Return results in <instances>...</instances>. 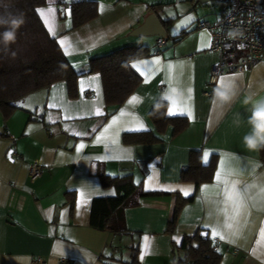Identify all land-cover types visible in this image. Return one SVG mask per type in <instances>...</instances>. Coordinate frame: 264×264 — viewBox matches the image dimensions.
Returning a JSON list of instances; mask_svg holds the SVG:
<instances>
[{"label": "crops", "instance_id": "0c3cea01", "mask_svg": "<svg viewBox=\"0 0 264 264\" xmlns=\"http://www.w3.org/2000/svg\"><path fill=\"white\" fill-rule=\"evenodd\" d=\"M76 1L80 0H44L35 9L44 10L43 17L36 14L45 31L80 74L74 93L70 95L67 83L61 80L23 96L6 116L0 109V264H31L36 257L45 264H131L133 254L139 264H173V249L180 244L174 237L181 242L183 236L200 230L212 238L214 227L225 235L223 240L212 238L221 253L218 264H264V161L260 151L249 152L242 143L249 131L252 106L244 101L249 96L253 101L264 99V62L244 73L222 75L213 90L218 85L232 87L237 97L228 105L213 104V90L210 96L204 91L218 54L208 49L210 33L197 23L214 21L219 11L200 19L198 0H91L96 3V14L73 27L69 12ZM209 3L199 5L208 7ZM48 8L55 11L49 13ZM151 12L158 15L166 32L161 48L155 44L156 36L131 34ZM60 40L65 41L63 46ZM139 45L147 46L151 53L130 62L141 80L107 115L101 75L87 72L89 61ZM157 48L160 51L154 53ZM157 60L159 64L152 63ZM168 65L173 66L171 70ZM173 86L176 93L170 91ZM165 90L180 106L190 95L191 118L167 116L183 117L180 129L167 124L157 131L149 118ZM133 96L137 100L129 104ZM141 123L146 130H128ZM139 132H151L157 140L123 141V134ZM98 136L102 137L99 141ZM81 143L85 147L78 152ZM192 150L199 151L201 163L203 152H210L207 164H214L211 180L196 185L180 179ZM33 162L42 171L31 181ZM217 172L223 179L250 186L253 200L234 229L223 227V196L213 190L222 193L224 187L223 183L217 185ZM99 174L113 178L129 174L151 194L124 209L126 233L98 230L89 223L92 199L117 193L115 184H101ZM205 185L210 190L202 192ZM188 186L192 192L185 197L179 189ZM81 194L87 203L78 209ZM190 196L193 199L180 208L169 228L177 198ZM236 227L239 234L233 235Z\"/></svg>", "mask_w": 264, "mask_h": 264}, {"label": "trees", "instance_id": "16d2710c", "mask_svg": "<svg viewBox=\"0 0 264 264\" xmlns=\"http://www.w3.org/2000/svg\"><path fill=\"white\" fill-rule=\"evenodd\" d=\"M43 3L44 0H0V14H22L25 21L18 31L17 42L11 49L5 52L0 47V109L5 116L16 107L17 100L54 82L65 81L69 94L74 93L75 81L80 74L71 68L58 43L47 34L38 18L35 9ZM95 14L94 1L80 0L70 5L73 27L83 24ZM2 31L0 28V32ZM159 51L157 49L154 53ZM149 54L151 53L147 46H126L90 59L87 72H99L101 75L107 115L125 101L141 80L131 68L130 62ZM163 111L165 109L156 110L154 106L149 111V118L157 131H161L167 124L173 125L175 130L184 125L183 117H165L162 116ZM156 140L157 137L151 132L123 134V141L126 143H149ZM260 158L264 161V151H260ZM213 170V162L203 165L199 151L192 150L187 165L181 171L180 179L193 181L198 185L211 180ZM99 180L103 186L115 184L117 193L92 199L90 225L113 234L126 233L128 230L125 227L124 209L137 205L140 199L151 194L143 191L129 174L117 178L99 174ZM192 199L193 196L177 198L169 228L174 224L180 208ZM173 255V264H218L221 258L217 243L205 231L200 230L183 236L180 244L174 247ZM131 264H139L135 254L132 255Z\"/></svg>", "mask_w": 264, "mask_h": 264}, {"label": "built area", "instance_id": "2783aa9c", "mask_svg": "<svg viewBox=\"0 0 264 264\" xmlns=\"http://www.w3.org/2000/svg\"><path fill=\"white\" fill-rule=\"evenodd\" d=\"M197 27L209 31L211 46L208 49L218 54L217 61L210 68L207 89L204 91L206 96L211 95L222 75L244 73L259 62H264V0H220L217 18L198 22ZM230 29H238L243 36L235 40L228 39L227 32ZM155 44L158 48L163 47L164 38L157 37ZM240 44L244 47H238ZM41 171V165L33 162L29 167L30 180L39 178ZM31 264L45 262L36 257Z\"/></svg>", "mask_w": 264, "mask_h": 264}, {"label": "snow or ice", "instance_id": "6c2138e0", "mask_svg": "<svg viewBox=\"0 0 264 264\" xmlns=\"http://www.w3.org/2000/svg\"><path fill=\"white\" fill-rule=\"evenodd\" d=\"M41 17L44 16V10L43 9H37L36 10ZM49 13H52L55 11V9L53 8H48L47 10ZM70 15V12H69ZM193 18L191 16H189L187 18L188 21H191ZM44 23L47 24L48 20L45 19ZM49 32L52 31V29H48ZM59 44L61 46H63L65 44L64 40H60ZM206 46H211L210 45V38H209V44ZM239 47V46H238ZM244 45L240 48H243ZM65 54H67V50H65ZM152 63L154 64H159V61H152ZM133 67H137L135 64L133 65ZM169 70H171V68L173 67L172 65H168L167 66ZM139 71V69H137ZM141 75H144V73H141ZM98 79V77H97ZM170 91L172 93H176L177 92V88L176 87H170ZM188 93H190V89L187 90ZM190 99V95L185 99V102L182 106L178 105L177 102L175 100H171L170 102V106L168 108V112H169V116H187L189 118H191V111L188 109V100ZM137 100L136 96H133L128 103L132 104L134 101ZM97 115H99V111L96 112ZM70 118V117H68ZM111 127V126H110ZM129 131H143L146 130L144 125L141 123L139 124L138 127H134V128H130L128 129ZM105 132L109 131V128H105L104 129ZM102 137L98 136L97 140H101ZM113 143H115V141H112ZM85 147V145L83 143H81L78 147H77V151L79 152L81 149H83ZM210 156V152L209 151H204L203 152V160L205 161V163H208V158ZM216 180H217V185H219L220 183H223L224 187L222 190V193L217 190V189H213L214 191H216V195L220 196L222 194L223 199L221 201V203L224 205V207L221 209V211L224 213V224L223 227L226 229H234V226H238L239 224V218L241 217V215H245L248 212V206H249V202H251L253 200V197L251 196V194L249 193V187L248 185H238V182L236 181H229L227 179H223L222 178V174L220 172H217L216 174ZM168 191H175L176 189H167ZM209 186L205 185L202 186L201 191L202 192H206L209 191ZM179 191L185 196H189L192 192V187L188 186V187H182L179 189ZM114 194V193H113ZM82 199L80 201H78L77 207L78 209L82 206H85L87 201L83 199V194H81ZM253 206H255L253 204ZM205 229H207L209 227V225H204L203 226ZM239 234V230L238 227L235 228V230L233 231V235H238ZM211 236L213 239H215L216 237H219V239L223 240L225 239V235L217 228L214 227L212 228L211 231ZM261 236L264 237V228L261 229ZM177 244L180 243L179 238H175ZM143 259V255L141 257Z\"/></svg>", "mask_w": 264, "mask_h": 264}, {"label": "clouds", "instance_id": "9594fccd", "mask_svg": "<svg viewBox=\"0 0 264 264\" xmlns=\"http://www.w3.org/2000/svg\"><path fill=\"white\" fill-rule=\"evenodd\" d=\"M25 23L22 14H14L7 12L0 14V28L3 29L0 32V47L7 52L11 49V46L17 42V34L19 29ZM243 36V33L238 29H230L227 32V38L235 40ZM242 47L243 44L238 45ZM15 55V53H12ZM237 97L236 91L232 87H224L218 85L213 90L212 103H220L223 105L231 104ZM170 95L167 90L163 91L159 95V99L155 103L156 110L165 109L162 116H169L168 108L170 106ZM245 104L251 103V115L247 118V124L249 131L242 137V143L244 148L249 152L264 151V99L253 101L249 96L244 101ZM239 126V119L236 121ZM202 164L207 165L202 159Z\"/></svg>", "mask_w": 264, "mask_h": 264}, {"label": "water", "instance_id": "95a60500", "mask_svg": "<svg viewBox=\"0 0 264 264\" xmlns=\"http://www.w3.org/2000/svg\"><path fill=\"white\" fill-rule=\"evenodd\" d=\"M217 1V0H198L199 4H205L208 2ZM134 36H156V37H165V29L161 23L160 18L155 12L149 13L144 21L134 28L131 32Z\"/></svg>", "mask_w": 264, "mask_h": 264}, {"label": "rangeland", "instance_id": "374dc122", "mask_svg": "<svg viewBox=\"0 0 264 264\" xmlns=\"http://www.w3.org/2000/svg\"><path fill=\"white\" fill-rule=\"evenodd\" d=\"M197 6H198L197 9L199 11L200 19H208L209 17H211V15H214L217 11H219L220 3H219V0H217V1L210 2L208 4V7H200L199 4ZM151 45H153V44H151Z\"/></svg>", "mask_w": 264, "mask_h": 264}]
</instances>
